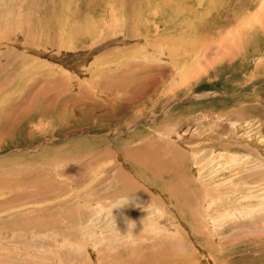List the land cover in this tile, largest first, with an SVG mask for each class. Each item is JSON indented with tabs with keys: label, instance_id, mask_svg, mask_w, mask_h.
<instances>
[{
	"label": "rangeland",
	"instance_id": "obj_1",
	"mask_svg": "<svg viewBox=\"0 0 264 264\" xmlns=\"http://www.w3.org/2000/svg\"><path fill=\"white\" fill-rule=\"evenodd\" d=\"M167 1H0V264H264L263 0Z\"/></svg>",
	"mask_w": 264,
	"mask_h": 264
},
{
	"label": "bare ground",
	"instance_id": "obj_2",
	"mask_svg": "<svg viewBox=\"0 0 264 264\" xmlns=\"http://www.w3.org/2000/svg\"><path fill=\"white\" fill-rule=\"evenodd\" d=\"M0 1H2V0H0ZM159 2L158 3H162L164 6H167V7H170L171 6V2L169 3L167 0H158ZM172 1V0H171ZM147 2H149V1H147ZM186 2V1H185ZM2 4V3H1ZM161 4V5H162ZM6 6H7V4H5ZM177 5V4H176ZM209 5V4H208ZM214 5V4H213ZM14 6V5H13ZM182 6V5H181ZM185 6V5H184ZM207 8H209V6L207 7ZM211 8H212V6H211ZM264 9V0L261 2V4L259 5V9H257L255 12H253V14L252 15H248L247 17H245L244 19H246V21H243L242 23L240 22H238V27H237V29L236 28H234V30L232 31V32H229V33H227V34H223L222 35V37L221 38H219L218 40H213V42H211V43H205V41H204V44L202 45L199 41H197L198 39H196L195 38V36H196V34L199 32L198 30L200 29H202L203 28V26H202V20H204V18L203 19H201V21H196L195 19V21H193V20H188V22L187 23H185L184 21H183V23H181L182 24V26H184L185 25V27L187 28V35H189V37L191 36V34H193L192 32H193V30L195 31L194 32V34H193V40H192V43H190V44H188V45H190L189 46V48H192V47H195V49H198V48H200V50L198 51V53H199V59L200 60H196V61H198V62H202L203 60H211L212 62V64L213 65H215V64H217V63H220V62H222V61H230L231 59H233V58H236L237 57V55H240L241 53H243L244 51H246V48H248V50H249V46H248V42L246 41L247 39H246V37H247V34L248 33H255V31H260V29H261V34H264V14H263V12H262V10ZM7 10H9V9H7ZM178 10L179 9H177V12H178ZM189 10H192V9H189ZM213 10V9H212ZM176 11V10H175ZM182 11V10H181ZM208 11V10H207ZM210 11V10H209ZM258 11V12H257ZM172 13V15L174 14L173 12H171ZM207 13V12H206ZM205 13V14H206ZM210 14V13H209ZM1 15V14H0ZM203 15H204V13H203ZM169 16H170V14H169ZM201 18H202V15H199ZM206 16H208L207 14H206ZM1 17V16H0ZM175 17V16H174ZM203 17H205V16H203ZM207 18V17H206ZM172 19V18H171ZM2 19L0 18V25H1V21ZM207 21V20H206ZM213 21V20H212ZM242 21V20H241ZM205 22V21H204ZM184 24V25H183ZM180 32V34H178L177 35V38H178V36L180 37V35H181V31H179ZM219 32V31H218ZM221 32V31H220ZM219 32V33H220ZM186 33V32H185ZM219 35V34H218ZM2 36H4V33H2V32H0V37H2ZM182 37V36H181ZM199 37V36H198ZM197 37V38H198ZM200 38V37H199ZM170 39V38H169ZM184 39V38H183ZM165 41V40H164ZM202 41V42H203ZM184 42V41H183ZM188 42V41H187ZM189 43V42H188ZM184 44V43H183ZM187 45V46H188ZM187 46H186V49H187ZM178 50L179 49H175V50H172V51H170L171 52V54H176V53H178ZM188 50V49H187ZM194 50V49H193ZM192 51V50H191ZM190 51V52H191ZM202 51V52H201ZM186 52V51H185ZM184 52V53H185ZM194 52V51H193ZM4 54V53H3ZM201 54V55H200ZM246 54H248V53H246ZM203 55H206V57L208 58H205V56L203 57ZM174 57V56H173ZM186 57V56H185ZM191 58H192V56H191ZM198 58V57H197ZM204 62V61H203ZM197 63V62H196ZM203 64V63H202ZM195 65V61H192V66H194ZM189 66V65H188ZM195 70L196 69H194V67H192V69L191 70H187L188 72H186L185 73V76H187V75H189V77L193 74V72H195ZM183 76V75H182ZM181 76V77H182ZM179 77V76H178ZM195 77V76H194ZM197 77V76H196ZM193 77H191V79H192ZM62 92V91H61ZM159 146V145H158ZM157 150V149H156ZM174 150V149H173ZM177 150V149H176ZM178 152H179V154L180 155H184V153H182L180 150H177ZM177 151H175V152H177ZM169 156H170V154H168ZM171 156H172V154H171ZM143 157V156H142ZM178 157V156H177ZM166 158V157H165ZM168 158V157H167ZM176 158V157H175ZM185 158V157H184ZM170 161V160H169ZM251 172V171H250ZM201 173V172H200ZM199 174V173H198ZM197 174V177H200V175L201 174H199L198 175ZM189 176V175H188ZM188 176H186L187 178H186V180H188L189 178H188ZM196 177V176H195ZM207 178V177H206ZM208 178H210V177H208ZM262 178V177H261ZM180 179V183H182V185H184V182L186 181V180H184V181H182V178H179ZM200 180H202V179H200ZM256 180V179H255ZM204 181H205V179H204ZM203 181V182H204ZM208 181V180H207ZM261 181V180H260ZM128 182V181H127ZM187 182V181H186ZM189 182H191V181H189ZM254 182V181H253ZM201 186L202 185H204L205 183H199ZM208 184H210V183H208ZM220 184V183H219ZM219 184H218V186H219ZM187 185V184H186ZM206 185V184H205ZM245 185H246V183H244V187H245ZM185 186V185H184ZM188 186V185H187ZM179 188V190H182V189H180V187H178ZM177 188V189H178ZM183 188V187H182ZM254 189V188H253ZM198 190V189H197ZM261 190H264V189H261ZM245 191V188H244V190H242V192H244ZM190 192V191H189ZM206 192V191H205ZM259 192V191H258ZM261 192V191H260ZM263 192V191H262ZM261 192V193H262ZM173 192H170V194H172ZM191 194V193H190ZM188 195V197H190L189 199L188 198H186L187 199V201H186V203H185V205H186V207H189V208H194L195 209V212H199L198 210V208H197V201L199 200V199H201V202H200V206H201V203H202V194H201V196H200V192H199V195L197 194V196L196 197H194L193 196V198L191 197V195H194L193 193L191 194V195ZM260 194V193H259ZM261 195V194H260ZM195 198V199H194ZM260 198V197H259ZM212 199V198H211ZM190 200H192V202H193V205L195 206V202H196V208L195 207H193L192 206V204H191V202H190ZM223 201V200H222ZM219 205H221V204H219ZM222 206V205H221ZM221 206H219V207H221ZM178 210L179 211H181L182 210V207L180 206V205H178ZM210 211V210H209ZM184 215V214H183ZM201 215L203 216V215H205V217L207 218V216H209V214H205V212H203V213H201ZM226 215V214H225ZM200 216V215H199ZM207 219H209V218H207ZM231 219V218H230ZM205 219H203L202 218V221L201 222H203ZM192 223V222H191ZM204 223V222H203ZM264 226V225H263ZM201 228H203V227H201ZM202 230V229H201ZM253 237V236H252ZM68 251V250H67ZM56 254V253H55ZM59 254V253H58ZM57 254V255H58ZM64 255V254H63ZM69 256V255H68Z\"/></svg>",
	"mask_w": 264,
	"mask_h": 264
},
{
	"label": "crops",
	"instance_id": "obj_3",
	"mask_svg": "<svg viewBox=\"0 0 264 264\" xmlns=\"http://www.w3.org/2000/svg\"><path fill=\"white\" fill-rule=\"evenodd\" d=\"M158 158H161V159L165 160V159H164L165 157H158ZM162 171H163V170H162ZM169 190L172 191V189H169ZM177 190H178V192L180 191L179 189H177ZM172 192H173L172 194H174L175 190L172 191ZM175 196H176V195H175ZM176 198H177L178 201L181 200L180 197H177V196H176ZM189 198H190V197H188V199H189ZM190 202H191V204H192V206H193V202H192V200H190ZM181 207H182V209H183V208L186 207V206H181ZM186 209H187V210H192L193 208L191 209V208H189V207H186ZM192 215H193V213H192ZM193 219H195V218H193Z\"/></svg>",
	"mask_w": 264,
	"mask_h": 264
}]
</instances>
